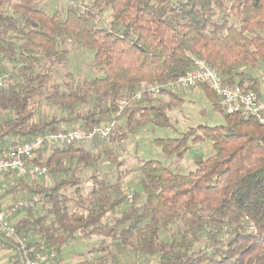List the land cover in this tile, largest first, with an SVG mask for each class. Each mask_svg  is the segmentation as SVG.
<instances>
[{
	"label": "trees",
	"instance_id": "trees-1",
	"mask_svg": "<svg viewBox=\"0 0 264 264\" xmlns=\"http://www.w3.org/2000/svg\"><path fill=\"white\" fill-rule=\"evenodd\" d=\"M73 46L90 56L89 74L71 70ZM205 61L228 85L264 80V0H67L47 11L44 0H0V151L8 143L115 123L104 139L45 145L33 161L51 182L18 179L1 196L38 195L42 210L15 221L39 251L62 264L71 244L95 239L91 264H264V125L224 115L217 96L201 86L225 125L189 128L153 142L165 158L181 159L210 142L211 155L195 169L175 173L159 161H141L139 190L124 188L127 172L108 145L145 127L169 128L166 114L182 98L161 87ZM138 93L143 95L133 101ZM128 105L118 115L120 102ZM45 106L52 111L43 114ZM99 154L98 149H103ZM117 175L100 171L101 156ZM15 202V199H13ZM251 225L255 230H251ZM0 248L15 252L0 233ZM122 264V263H121Z\"/></svg>",
	"mask_w": 264,
	"mask_h": 264
},
{
	"label": "built area",
	"instance_id": "built-area-1",
	"mask_svg": "<svg viewBox=\"0 0 264 264\" xmlns=\"http://www.w3.org/2000/svg\"><path fill=\"white\" fill-rule=\"evenodd\" d=\"M9 81V73L0 68V89L5 88ZM208 86L217 96L221 112L224 115H239L245 119H252L264 125V80L258 89H254L248 82L238 85H228L215 69L203 60H196L195 67L185 75L174 81L154 87L152 92L160 94L161 88L171 92L196 89ZM143 98L141 93L134 97L133 101ZM128 105L126 101L119 104L118 115H121ZM115 123L103 124L83 132L71 130L57 132L37 137L28 142L8 143L0 151V233L15 242L21 264H52L56 254L39 251L33 245L32 236H20L15 227V216L27 209H44L45 200L35 195L30 198H22L16 202L5 204L1 202L4 191L15 186L21 178L38 180L48 175V169L33 161L35 157L46 147L45 145H70L85 140L106 139ZM15 220V221H14ZM251 230H255L251 225Z\"/></svg>",
	"mask_w": 264,
	"mask_h": 264
},
{
	"label": "rangeland",
	"instance_id": "rangeland-1",
	"mask_svg": "<svg viewBox=\"0 0 264 264\" xmlns=\"http://www.w3.org/2000/svg\"><path fill=\"white\" fill-rule=\"evenodd\" d=\"M77 3H83L85 5H91L93 0H74ZM47 11H53L56 7L65 6L67 0H44ZM73 48L71 57V70L81 71V74L88 75L89 59L90 56L77 48ZM258 89V88H257ZM260 90V87H259ZM182 100L176 106L172 108L166 114L171 121V127L169 128H158L151 127V125L145 127L139 131L136 135H132L124 143V148L108 145L106 149L113 151L120 162L124 163L122 170L127 172V179L124 183V188L128 193V197L134 195L138 190V171L141 161L155 160L161 162L166 167L170 168L175 173L187 174L188 172L195 169V160L197 157L207 158L211 155L212 144L206 142L203 144L192 146L191 149L181 159L176 157L165 158L162 154V150L155 145L153 142L156 139H175L180 134L186 132L189 128L197 126H208L217 127L225 125V117L219 112L215 106L214 99L211 96H207L201 88L188 89L186 91H179L178 93ZM156 99H160L162 102L171 103L169 98L162 95H157ZM51 107L45 106L43 114L50 113ZM103 149H98L96 153H100ZM100 171L102 174L110 176L117 175V167L112 165V162L105 156H101L100 159ZM40 182L49 184L51 182L49 176L38 179ZM22 198L16 195H7L1 198V202L10 204L15 199V202ZM130 198V197H129ZM42 210V209H38ZM25 216V211H21L14 218L18 219ZM14 220V221H15ZM97 245L95 239L86 242H79L71 244L65 248L63 252L64 261L62 264H91L93 258H98L103 255L102 253L89 254L87 248ZM120 264H129L126 258L117 259ZM110 264V263H109Z\"/></svg>",
	"mask_w": 264,
	"mask_h": 264
},
{
	"label": "crops",
	"instance_id": "crops-1",
	"mask_svg": "<svg viewBox=\"0 0 264 264\" xmlns=\"http://www.w3.org/2000/svg\"><path fill=\"white\" fill-rule=\"evenodd\" d=\"M15 256V252L0 248V264H13L11 258Z\"/></svg>",
	"mask_w": 264,
	"mask_h": 264
}]
</instances>
